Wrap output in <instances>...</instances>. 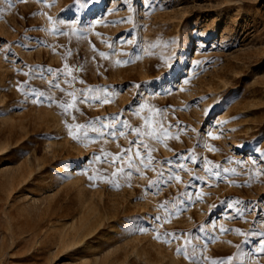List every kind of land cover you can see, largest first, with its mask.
I'll use <instances>...</instances> for the list:
<instances>
[{
	"label": "rangeland",
	"instance_id": "rangeland-1",
	"mask_svg": "<svg viewBox=\"0 0 264 264\" xmlns=\"http://www.w3.org/2000/svg\"><path fill=\"white\" fill-rule=\"evenodd\" d=\"M0 40V264H264V0H0ZM133 139L157 163L112 176ZM176 153L192 174L148 188Z\"/></svg>",
	"mask_w": 264,
	"mask_h": 264
},
{
	"label": "snow or ice",
	"instance_id": "snow-or-ice-1",
	"mask_svg": "<svg viewBox=\"0 0 264 264\" xmlns=\"http://www.w3.org/2000/svg\"><path fill=\"white\" fill-rule=\"evenodd\" d=\"M42 2V0H41ZM34 15V13H33ZM51 19V18H50ZM121 43H128V44H133V45H136V41L134 40H121L120 41ZM0 43H5L4 41L0 40ZM21 46L24 47V48H29V45L28 44H24V43H21ZM109 47H112V45H109ZM137 48V58H139L138 56V45L136 46ZM6 53H9L11 54L18 62V57H15V53H12L11 52V48L8 47L5 49ZM99 55L101 57H104L106 56V53L104 52H100ZM173 57H168L166 59H172ZM125 63H127L128 61H124ZM117 63H120V61H117ZM169 67H171V64L168 65ZM34 68L36 69H39V72L35 73L36 75H39L40 78H43V75H44V72L47 71L48 73H52L54 75V77H58L61 73V71L64 72V75L65 76H71V79L72 80H75L76 77L75 76H72L71 72L68 71V66L65 65V68L64 70H60V69H52V68H44V66L42 65H35L33 66ZM29 74H32V73H26V75H29ZM157 80H160L161 77H157L156 78ZM69 81L66 80L65 83H68ZM187 82V81H185ZM25 84H27V81L24 82ZM49 86H54V87H57V88H60V85L59 84H56L55 81H49ZM80 83H84L83 80L80 81ZM147 83V82H145ZM143 85L142 84H136L134 85V87H136L138 90L142 87ZM121 88V90H123V85L122 86H119ZM22 90V89H21ZM61 91H63V89H61ZM81 93H83V96H84V100H88V99H92V100H99V99H102L101 96L99 95H96V96H93V97H89L88 96V93L91 91V89H81L80 90ZM171 91V89H168V88H163L161 87V91H160V94L162 95H166V94H169ZM97 92H99V88L97 89ZM104 92H105V96L108 95V91H107V86H105V89H104ZM32 95L36 97V99L33 101L34 103H40L42 102L41 98H45V99H51L50 97H45V94L44 92L42 91H39L38 89H35L33 88L32 89ZM68 95L72 96L73 97V100L76 99V97L71 93L69 92ZM134 95L136 96H139L140 93L139 91H137V93H135ZM81 102H84V101H81ZM61 108L64 109L65 112H68L70 108L74 107V105L72 104H68V105H65L64 103H61ZM162 111V110H160ZM207 114V112H206ZM97 121L99 122L101 120V118H96ZM110 119H111V122L108 123V124H104V123H100V127L97 128V127H92L91 128V131L93 133H96L97 136H103L105 134L111 136V137H115L116 136V131L115 129L119 126H123L124 129L126 130H129L131 131L132 133L135 134V136L137 137H145V136H148V137H153V138H156V139H159V136H157V130L156 129H152V130H149L147 132L145 131H142V129L140 127H132L131 125H129L128 121L127 120H123L121 121L120 119V114H110ZM177 124H179V122H177ZM69 135L72 136L74 139L77 138V135L76 133H74L71 129L73 127V125H69ZM83 127V125H75V128L77 129V132L79 131V129ZM161 131L163 129H160ZM85 135H87V131H85ZM120 135H124V132H120ZM207 135L209 137H212V138H215L213 136V133L211 131H209L207 133ZM136 145V150L135 152L133 153L132 152V148H131V145ZM141 145H142V148H141ZM143 150H147V160L149 161L148 163H145V154L143 153ZM121 154L122 155H126L128 157V159L126 161H123L122 162V166L113 171L112 172V176H115L117 174V171L118 172H123L124 171V165L126 164L127 167L129 169L132 168V160L133 158H138L139 159V163L142 167H144L145 169L151 167L154 163H157L154 158L151 156V148L148 144H145L143 139H133L132 141H130V147L127 148V149H121ZM192 162L195 164L196 163V158L194 156L192 157H189ZM106 157L104 156H96V160L97 161H103L105 160ZM184 159H186V157L183 156L182 153H176L174 154V156L172 158H165L162 162H159L161 164V166L159 168L156 169V172H157V175H156V178L155 179H149L148 181V185L147 187L148 188H152L153 186H158V185H163V184H166L168 182H170L173 178L179 182L181 180V177L178 176V175H175L174 176V169H182V170H186V171H189L190 172V175L192 174L191 170H188L186 169V166L184 163L180 162V161H183ZM118 160V156H114L111 163L115 164ZM207 163L205 164V170L208 171V172H211L212 169L208 168L207 167ZM164 164H167L168 167L167 168H164L162 165ZM217 167H219V165H217ZM135 171L141 175H143V173H140L139 172V168H136ZM224 173H227L228 171H230V169H223ZM231 171H235L234 169H232ZM132 175V172L129 171L128 173V176L130 177ZM215 175L219 176L220 173L219 172H216ZM94 177L93 176H89V179H93ZM101 178H104L103 176H101ZM197 179H203V177H197ZM111 183V181H109ZM234 183V181H233ZM181 196H184V195H187L189 199H191V193H184V192H181L180 193ZM227 203V207L229 209L233 208L234 204H239L240 202L237 200V201H233L231 203H228L227 201L225 202ZM165 203H162L159 205V207H165ZM246 210H249V206L248 205H245L244 208H240L238 209V215L239 214H243ZM260 212H264V209H260L259 210ZM258 215H259V212H258ZM264 218V217H262ZM153 219H155L156 221H159L161 219V217L159 215L155 216ZM144 229L141 228L140 231H143ZM200 231H203V226L200 227L199 229ZM167 236L169 237H175V233H167L166 234ZM157 238H159V233L157 235ZM177 251H180V249L178 248ZM257 252H261V253H264V240H261L259 241V247L256 249ZM185 255L187 256V252H185ZM229 259H231V257H229ZM212 264H217L216 261H213Z\"/></svg>",
	"mask_w": 264,
	"mask_h": 264
},
{
	"label": "bare ground",
	"instance_id": "bare-ground-1",
	"mask_svg": "<svg viewBox=\"0 0 264 264\" xmlns=\"http://www.w3.org/2000/svg\"><path fill=\"white\" fill-rule=\"evenodd\" d=\"M72 163H73V162H72ZM135 220H136V218H135ZM85 221H86V220H85ZM137 221H138V220H137ZM83 222H84V221H83ZM79 224H80V223H79ZM79 228H80V227H79ZM81 228H82V227H81ZM74 230H77V229H74ZM78 230H79V229H78ZM76 232H77V231H76ZM76 232L73 233V234H76ZM67 234H68V233H67ZM67 234H66V235H67ZM73 234H72V235H73ZM70 235H71V234H70ZM77 235H78V234H77ZM73 236H74V235H73ZM66 237H67V236H66ZM68 237H69V236H68ZM75 238H76V236H75ZM71 240H72V239H71ZM77 241H78V240H77ZM72 244H73V243H72ZM76 244H78V243H76ZM91 251H92V250H91ZM82 252H83V251H82ZM71 253H72V252H71ZM80 255H83V254H80ZM89 255H90V254H89ZM89 255H88V257H89ZM93 255H94V253H93ZM94 257H95V255H94ZM92 258H93V257H92ZM87 259H88V258H87ZM84 260L86 261V259H84ZM88 260H89V259H88ZM114 262H115V261H114ZM114 262H113V263H114ZM117 262H118V261H117ZM86 263H88V262H86ZM102 264H103V263H102Z\"/></svg>",
	"mask_w": 264,
	"mask_h": 264
}]
</instances>
